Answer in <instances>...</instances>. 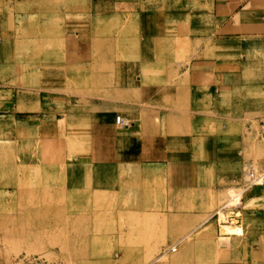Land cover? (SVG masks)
I'll use <instances>...</instances> for the list:
<instances>
[{"label":"crops","instance_id":"obj_1","mask_svg":"<svg viewBox=\"0 0 264 264\" xmlns=\"http://www.w3.org/2000/svg\"><path fill=\"white\" fill-rule=\"evenodd\" d=\"M153 1L171 5L119 11V0H90L65 13L40 73L0 74L12 84L0 110L29 126L38 112L59 114L74 133L66 162L95 168L91 194L121 196L117 210L136 212L125 254L138 257L122 264H264V185L234 209L242 235L216 215L246 166L264 164V0ZM123 19L132 42L94 41L97 20Z\"/></svg>","mask_w":264,"mask_h":264},{"label":"rangeland","instance_id":"obj_2","mask_svg":"<svg viewBox=\"0 0 264 264\" xmlns=\"http://www.w3.org/2000/svg\"><path fill=\"white\" fill-rule=\"evenodd\" d=\"M89 4L90 0H0V74L9 78L12 71L22 69L16 65H22L23 71L37 69L40 73L43 55L48 52L45 49L48 45L57 48L55 44L60 41L64 14L85 11ZM172 4L181 5V1ZM169 5V1L119 0L113 9L137 11ZM97 21L94 41L105 43L108 37L109 42L117 44L125 42L129 35L132 42V31L125 29L131 19L112 20L114 24L108 25L109 28L105 20ZM106 53L117 58L123 52L97 50L93 51V57L104 58ZM30 84L42 88L40 82ZM11 85L0 82V89ZM8 113L0 110V264L136 261L137 254H125L129 251V239H136L131 237L138 229L134 225L136 212L117 210L121 196H107L100 191L91 194L89 175L95 168L66 162V146L75 147L71 146L74 133L61 129L64 121L57 123L59 114L42 116L38 112L29 126L25 119H10ZM252 167L259 165H247L245 171ZM252 189L244 193L247 195ZM239 190V186L231 187L223 204ZM245 203L250 204L248 200ZM124 204L131 205L127 200ZM232 211L229 212L240 214L238 210ZM223 214L224 220L227 212Z\"/></svg>","mask_w":264,"mask_h":264},{"label":"built area","instance_id":"obj_3","mask_svg":"<svg viewBox=\"0 0 264 264\" xmlns=\"http://www.w3.org/2000/svg\"><path fill=\"white\" fill-rule=\"evenodd\" d=\"M116 121L120 125H128L129 121L125 120L121 114L116 116ZM256 185H264V164L260 167H252L245 171L242 182L239 184L241 192L240 196L237 198L233 194L231 198L224 203L219 209L227 211V218L223 221H219L220 223H226L231 226V230L225 231L226 233H232L237 235H242L244 233L243 226L239 224V222L234 219V213H230V210H233L241 203L244 192ZM238 191V190H237ZM219 209L216 211L217 217L219 216ZM232 211V212H233Z\"/></svg>","mask_w":264,"mask_h":264},{"label":"bare ground","instance_id":"obj_4","mask_svg":"<svg viewBox=\"0 0 264 264\" xmlns=\"http://www.w3.org/2000/svg\"><path fill=\"white\" fill-rule=\"evenodd\" d=\"M240 194H241V192H239V193H237L236 195H235V197H239L240 196ZM221 212H227V211H224V210H222V209H219V216L217 217V218H219L220 217V213ZM237 215V214H236ZM225 220V219H224ZM220 221H223V220H220ZM223 224V226H224V228L225 229H229V228H231V226H229V225H227L226 223H222ZM162 257V256H161Z\"/></svg>","mask_w":264,"mask_h":264}]
</instances>
